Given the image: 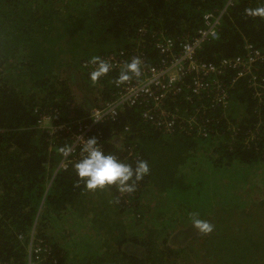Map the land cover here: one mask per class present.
<instances>
[{
    "label": "trees",
    "instance_id": "obj_1",
    "mask_svg": "<svg viewBox=\"0 0 264 264\" xmlns=\"http://www.w3.org/2000/svg\"><path fill=\"white\" fill-rule=\"evenodd\" d=\"M259 6L260 0H0V264H264V187L255 203L234 207L240 176L264 174V91L224 69L211 78L227 90L225 108L211 107L213 96L186 100L185 88L170 101L172 111L196 123L184 117L167 133L143 120V108L124 106L115 121L92 126L90 111L114 99L120 69L93 84L88 65L92 56L121 52L131 60L134 50L155 65L156 41L171 40L174 53L183 52L208 14L219 18L218 37L199 45V62L218 66L244 56L247 44L264 52V18L245 14ZM64 65L80 74L75 93L69 87L76 77L62 76ZM250 72L264 84V59ZM43 116L48 125L85 119V138L96 137L127 163L146 161L148 175L131 194L85 190L73 169L80 146L63 156L59 149L72 142H55V134L39 129ZM200 126L207 136H198ZM152 193L158 201L149 210L141 200ZM128 214L131 227L124 225ZM193 215L213 231L183 229L192 227Z\"/></svg>",
    "mask_w": 264,
    "mask_h": 264
},
{
    "label": "built area",
    "instance_id": "obj_2",
    "mask_svg": "<svg viewBox=\"0 0 264 264\" xmlns=\"http://www.w3.org/2000/svg\"><path fill=\"white\" fill-rule=\"evenodd\" d=\"M233 1L228 0V5L232 4ZM203 20L206 25L205 29L200 30L194 41L184 47V51L179 54L174 53L173 41L168 39L163 42L156 41L153 46L160 55V60L155 65H148L145 57L142 56L143 52L134 50L135 57H139L143 63L141 77L133 78L121 85L114 83L116 89L114 99L103 103L100 108H94L90 111L92 126L110 118L115 121L124 106L143 108V120L167 133L169 130L171 131L176 122L184 117H187L189 122L196 123L194 116H186L184 113L179 114L180 111H172L170 101L173 102V98L183 94L182 88H185L191 94L190 96L188 92H185L186 100L204 95H208L209 98L213 96L211 107L225 108L228 103L227 90L224 89L220 81L211 78L213 75H221L224 69L235 71L236 79L248 78L253 84L252 87L262 93L264 84L259 82L250 71L252 66L254 67L257 62L264 59V52L256 49L253 45H245L246 54L244 56L224 59L218 66L201 63L195 59L196 49L200 44L206 40H215L218 37V16L214 17L208 14ZM124 57L125 53L121 52L117 57L104 59L113 64V70L111 71L113 72L119 70L125 62L129 61L124 60ZM190 75H193L192 81L190 84L185 85L184 79ZM187 111L184 110V112ZM48 120L47 116H43L38 123V128L46 130L50 134H55V142L60 141L62 143L70 140L74 152L75 148L80 146L81 139L85 138V129L88 124L85 123V119L75 120L77 124L74 123L72 126L66 123L48 125ZM128 129L125 128L124 130L127 131ZM196 132L199 137L207 136V130L202 126L198 127ZM67 136L69 137L68 140ZM62 166H65L64 161ZM27 264L33 263L28 260Z\"/></svg>",
    "mask_w": 264,
    "mask_h": 264
},
{
    "label": "clouds",
    "instance_id": "obj_3",
    "mask_svg": "<svg viewBox=\"0 0 264 264\" xmlns=\"http://www.w3.org/2000/svg\"><path fill=\"white\" fill-rule=\"evenodd\" d=\"M260 3L259 7L245 9V14L264 18V0H260ZM88 65L89 80L93 84L113 70V64L100 56H92ZM142 72L141 59L133 57L121 66L118 78L114 82L116 85L125 84L133 78L141 77ZM59 151L63 156L68 157L73 152V146L66 144ZM79 153L73 169L78 183H82L84 189L89 192L114 187L121 194H131L135 192L137 183L149 173V165L146 161L137 160L135 164H131L119 159L115 154L106 153L96 137L82 138ZM191 224L204 235L210 234L214 229L209 221L196 215L192 216Z\"/></svg>",
    "mask_w": 264,
    "mask_h": 264
},
{
    "label": "rangeland",
    "instance_id": "obj_4",
    "mask_svg": "<svg viewBox=\"0 0 264 264\" xmlns=\"http://www.w3.org/2000/svg\"><path fill=\"white\" fill-rule=\"evenodd\" d=\"M63 68H62L63 73H61L62 76H64L66 74L67 76H71V78L76 77V78H74V79L72 78V80H70V81H72L73 85L69 87V90H71L73 93H75L76 91H78L79 88H78V84L75 85L74 80L80 81V74L77 73V76H76V74H75L76 69L71 68V67L69 68L67 65H64ZM71 74H73V76ZM94 98L95 97L91 96V99H94ZM79 99H80V97L78 96V101H79ZM240 179L242 180L240 188L234 193L236 195V199L234 202L235 208L240 206V205H244V206L240 207V208H243V207H245V203H247V204L255 203V199L259 198L261 190L264 187V174H261L260 172H258V175H257V173L253 174V176L251 174L241 175ZM154 196H155L154 193H152V195L146 194L144 196V199L141 200V203L150 204L149 210L158 201V200H156L155 201L156 203L152 202L154 200ZM240 208H239V210H240ZM125 217H126V220L124 221V225L129 226L131 223V225H130V227H131L132 222H133L132 217L129 214L126 215ZM122 220H123V217H122ZM179 229L181 230L182 227L180 226ZM183 229H185L187 232L191 231L192 233H195V231H196V229H194L193 227H183ZM127 231L130 232L129 229H127ZM136 231H137V233L139 232L138 229H136ZM173 233L175 234V233H177V231H174ZM170 239H173V238L170 236Z\"/></svg>",
    "mask_w": 264,
    "mask_h": 264
}]
</instances>
